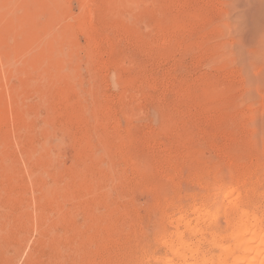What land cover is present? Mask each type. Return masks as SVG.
Returning a JSON list of instances; mask_svg holds the SVG:
<instances>
[{"label":"rangeland","instance_id":"374dc122","mask_svg":"<svg viewBox=\"0 0 264 264\" xmlns=\"http://www.w3.org/2000/svg\"><path fill=\"white\" fill-rule=\"evenodd\" d=\"M0 99V264H137L237 181L264 209V0H0Z\"/></svg>","mask_w":264,"mask_h":264},{"label":"bare ground","instance_id":"6f19581e","mask_svg":"<svg viewBox=\"0 0 264 264\" xmlns=\"http://www.w3.org/2000/svg\"><path fill=\"white\" fill-rule=\"evenodd\" d=\"M65 75L66 73L63 75L64 77L61 75V78H65ZM10 84L11 91H16V88H13L15 86ZM13 95L16 94L10 95L11 98H16ZM18 101L20 99L17 100V103ZM2 102L0 99V119L4 109ZM20 105L18 103L19 108ZM10 106L13 107V104L11 103ZM18 106L15 107L18 109ZM15 107L13 109L17 112ZM241 182L237 181L235 185ZM234 188H223L221 191L222 202L220 203L222 205L220 206L218 201L217 205L212 208L210 205L209 208L206 207L207 205L202 202V204H192L191 220H188L187 215L181 212L162 218L165 223H160L154 230L153 237L143 245L137 264H264V209L259 211L251 206V202L243 201V196L241 197L240 194L235 196L237 190ZM166 206L168 207V204ZM218 212H222L225 217V227L223 228L215 223ZM150 241L153 245H157L164 254H157V251L151 250L152 243ZM205 246L208 249H205ZM213 250L217 251V254L213 253ZM97 259L101 258L97 256L95 260ZM133 259L135 261V258ZM101 264L106 263L102 261Z\"/></svg>","mask_w":264,"mask_h":264}]
</instances>
